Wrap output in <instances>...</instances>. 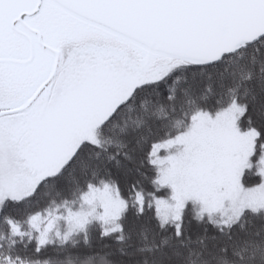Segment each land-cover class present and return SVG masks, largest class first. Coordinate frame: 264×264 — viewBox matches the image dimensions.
<instances>
[{
	"label": "snow or ice",
	"instance_id": "1",
	"mask_svg": "<svg viewBox=\"0 0 264 264\" xmlns=\"http://www.w3.org/2000/svg\"><path fill=\"white\" fill-rule=\"evenodd\" d=\"M0 264H264V0H0Z\"/></svg>",
	"mask_w": 264,
	"mask_h": 264
}]
</instances>
